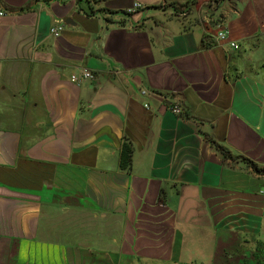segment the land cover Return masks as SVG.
I'll list each match as a JSON object with an SVG mask.
<instances>
[{"label":"crops","instance_id":"obj_1","mask_svg":"<svg viewBox=\"0 0 264 264\" xmlns=\"http://www.w3.org/2000/svg\"><path fill=\"white\" fill-rule=\"evenodd\" d=\"M186 1L0 0V264L264 244V0Z\"/></svg>","mask_w":264,"mask_h":264},{"label":"built area","instance_id":"obj_2","mask_svg":"<svg viewBox=\"0 0 264 264\" xmlns=\"http://www.w3.org/2000/svg\"><path fill=\"white\" fill-rule=\"evenodd\" d=\"M142 5L140 3H135L132 7H129L127 9V13L130 14L134 11H136L137 9L141 8ZM5 11L1 8L0 6V15H5ZM64 29V22L63 21H57L52 27H51V33L54 35V36H59L62 32V30ZM228 33L226 30H221L219 33H218V38L223 40V39H226ZM231 45L235 48H238V44L235 43V42H231ZM95 78V74L94 72L87 68V67H83L81 68L80 72L79 73H73L72 76H71V80L73 82H81L82 80H85V79H93ZM142 94H147L148 93V90L146 89H142ZM146 106H148V104H145ZM172 111L175 112L176 114H181L182 113V108L180 105L178 104H174L172 106Z\"/></svg>","mask_w":264,"mask_h":264},{"label":"rangeland","instance_id":"obj_3","mask_svg":"<svg viewBox=\"0 0 264 264\" xmlns=\"http://www.w3.org/2000/svg\"><path fill=\"white\" fill-rule=\"evenodd\" d=\"M234 241L226 244V257L224 264H264L263 262L253 263L252 255L256 253V247L263 249L257 242L247 240L246 242ZM263 256V255H262Z\"/></svg>","mask_w":264,"mask_h":264},{"label":"trees","instance_id":"obj_4","mask_svg":"<svg viewBox=\"0 0 264 264\" xmlns=\"http://www.w3.org/2000/svg\"><path fill=\"white\" fill-rule=\"evenodd\" d=\"M196 0H188L182 4H179L180 6H189L191 4H194ZM172 5H175V3H172ZM134 155V145L133 142L129 138H124V142L122 144L121 150H120V167L124 170H129L132 166V159ZM264 171V170H260ZM258 245H260L263 249L256 247V253L252 255L253 263L263 262L264 260V244L259 242ZM263 255V256H262Z\"/></svg>","mask_w":264,"mask_h":264}]
</instances>
